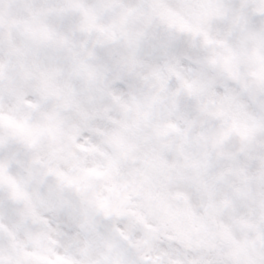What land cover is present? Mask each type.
<instances>
[{"label": "clouds", "instance_id": "1", "mask_svg": "<svg viewBox=\"0 0 264 264\" xmlns=\"http://www.w3.org/2000/svg\"><path fill=\"white\" fill-rule=\"evenodd\" d=\"M0 264H264V0H0Z\"/></svg>", "mask_w": 264, "mask_h": 264}]
</instances>
